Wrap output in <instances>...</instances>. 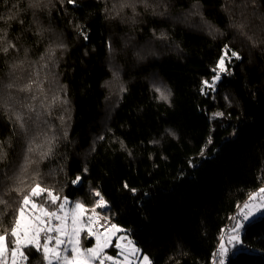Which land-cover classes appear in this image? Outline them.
<instances>
[{
	"label": "trees",
	"instance_id": "1",
	"mask_svg": "<svg viewBox=\"0 0 264 264\" xmlns=\"http://www.w3.org/2000/svg\"><path fill=\"white\" fill-rule=\"evenodd\" d=\"M0 15L19 37L0 52V231L18 188L90 207L92 186L153 264H212L264 186V0H4ZM225 45L242 59L202 92ZM241 239L225 264H264V213Z\"/></svg>",
	"mask_w": 264,
	"mask_h": 264
},
{
	"label": "snow or ice",
	"instance_id": "2",
	"mask_svg": "<svg viewBox=\"0 0 264 264\" xmlns=\"http://www.w3.org/2000/svg\"><path fill=\"white\" fill-rule=\"evenodd\" d=\"M3 2L4 0H0V3ZM68 3L76 5L77 0H68ZM12 19H14L12 16L0 15V22L4 26L0 28L2 41L0 52L5 55L10 51L19 50L17 43L13 42L19 40V37L13 36L12 40H8L4 32V28L9 27L8 21ZM17 23L23 25L24 20L19 19ZM81 35L84 40H88L87 29H82ZM107 46L109 49L112 47L110 42ZM232 59L242 57L225 45L216 67L211 69L214 73L211 81L202 82V92L204 88L215 90L222 74L229 73ZM156 91L160 99L168 100V95L160 87H157ZM225 99L227 100V97ZM214 115L224 114L218 112ZM169 134L175 135L171 130ZM211 142L209 138L207 143ZM83 171L87 172V168ZM82 179V176L77 175L72 183L79 184ZM124 187L129 186L125 183ZM16 191L21 195V200L15 211L12 226L10 229L0 231V264H28L30 254L25 249H32L40 254L43 264H153L150 256L143 253L130 239L126 229L113 223L108 215H102L98 211L110 208L109 202L99 189L92 191L91 194L96 200L90 207L79 200L72 202L68 197L59 195L55 189L44 187L39 182H35L27 192L19 188ZM130 191L135 192V189ZM42 197L44 203L38 202ZM47 205H54L55 208L49 210ZM261 212H264V187L251 194L249 201L243 205L240 211L242 219L232 218L236 221L235 226L231 230H226L229 231L227 236L223 234L220 236L218 252L214 254L212 264H225L229 253L228 246L235 248L243 243L241 230L244 228V221ZM82 236L92 241V246L82 248ZM109 248L116 249L115 256L107 254Z\"/></svg>",
	"mask_w": 264,
	"mask_h": 264
},
{
	"label": "rangeland",
	"instance_id": "3",
	"mask_svg": "<svg viewBox=\"0 0 264 264\" xmlns=\"http://www.w3.org/2000/svg\"><path fill=\"white\" fill-rule=\"evenodd\" d=\"M118 76H119V74H118ZM117 82H118V80H117ZM117 84V83H116ZM107 125H108V121H107V119L106 118H103V119H101V133L104 131V130H106V128H107ZM92 186H89L88 187V189H87V191H88V193L96 200V197H94L91 193H92ZM94 188V187H93ZM95 189H98V188H94V190ZM258 191V190H257ZM38 202H40V201H38ZM41 203V202H40ZM70 207H71V205H70ZM243 208V207H242ZM241 208V209H242ZM241 211V210H240ZM240 211H239V214H238V216H237V219H242V217L240 216ZM261 213H263V212H261ZM261 213H256L255 215H253V216H251L250 217V219L249 220H247V221H244V225L247 223V222H249L252 218H254L255 216H258L259 214H261ZM227 230H231V229H227ZM127 234H128V232H127ZM229 234V231H227V233H225L224 235L225 236H227ZM241 234H242V230H241ZM129 235V237H130V239L131 240H133L132 239V237L130 236V234H128ZM84 239L87 241V240H89V239H87V238H85L84 237ZM134 241V240H133ZM134 243L136 244V246H138L137 245V243L134 241ZM81 246H82V248H87V247H90V246H92V245H88V244H86V243H84L83 242V239H81ZM139 247V246H138ZM228 247H230V246H228ZM140 248V247H139ZM218 252V251H217ZM216 252V253H217ZM107 254H109V255H113V256H115L116 255V252H112V251H107ZM218 257V256H217ZM219 258V257H218Z\"/></svg>",
	"mask_w": 264,
	"mask_h": 264
},
{
	"label": "built area",
	"instance_id": "4",
	"mask_svg": "<svg viewBox=\"0 0 264 264\" xmlns=\"http://www.w3.org/2000/svg\"><path fill=\"white\" fill-rule=\"evenodd\" d=\"M105 210H106V209H100L99 211H100L102 214L106 215V214H105ZM111 221H112L113 223H115V222H114L115 220H114L113 218H111Z\"/></svg>",
	"mask_w": 264,
	"mask_h": 264
},
{
	"label": "bare ground",
	"instance_id": "5",
	"mask_svg": "<svg viewBox=\"0 0 264 264\" xmlns=\"http://www.w3.org/2000/svg\"><path fill=\"white\" fill-rule=\"evenodd\" d=\"M91 189H92V191L94 190V188H93V187H92ZM101 214H102V213H101ZM102 215H104V214H102Z\"/></svg>",
	"mask_w": 264,
	"mask_h": 264
},
{
	"label": "crops",
	"instance_id": "6",
	"mask_svg": "<svg viewBox=\"0 0 264 264\" xmlns=\"http://www.w3.org/2000/svg\"><path fill=\"white\" fill-rule=\"evenodd\" d=\"M264 187V186H263ZM259 190V189H258ZM257 191H255L254 193H256ZM264 213V212H263ZM262 214V213H261Z\"/></svg>",
	"mask_w": 264,
	"mask_h": 264
}]
</instances>
